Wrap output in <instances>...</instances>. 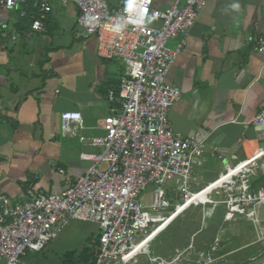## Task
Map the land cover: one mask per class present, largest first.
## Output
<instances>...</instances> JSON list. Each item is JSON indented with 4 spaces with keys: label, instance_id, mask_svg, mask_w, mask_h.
Listing matches in <instances>:
<instances>
[{
    "label": "built area",
    "instance_id": "obj_1",
    "mask_svg": "<svg viewBox=\"0 0 264 264\" xmlns=\"http://www.w3.org/2000/svg\"><path fill=\"white\" fill-rule=\"evenodd\" d=\"M154 1L131 0L110 11L106 0H0V28H5L12 12L23 16V6L31 3L30 31L39 35L46 33L52 2L72 4L77 10L76 35L94 38L98 57L120 62L125 70L118 94L110 100L113 106L104 136H84L80 112L60 114L62 139L74 138L97 150L80 155V160L90 163L84 175L68 181L61 192H44L30 184L21 201L1 198L0 264H21L27 253L42 252L74 220L95 224L100 231L94 264H135L143 246L190 210L204 211L202 228L208 229L213 219L221 217L227 224L248 223L263 236L264 191L251 187L259 159L251 156L235 166L225 162L223 172L194 194L190 181L204 166L203 141L179 136L168 118L181 90L168 85L166 78L206 0H175L166 11L154 8ZM175 38H180L179 43L169 49L167 42ZM258 46L264 49V37ZM253 124L264 126V110L255 115ZM169 184L178 201L169 198ZM149 187L147 203L142 196ZM221 241L217 234L200 249L192 236L187 248L176 251L170 261L148 259L160 264H220L226 256L220 254Z\"/></svg>",
    "mask_w": 264,
    "mask_h": 264
},
{
    "label": "crops",
    "instance_id": "obj_2",
    "mask_svg": "<svg viewBox=\"0 0 264 264\" xmlns=\"http://www.w3.org/2000/svg\"><path fill=\"white\" fill-rule=\"evenodd\" d=\"M106 1L115 11L131 0ZM174 2L155 0L153 6L166 11ZM76 16L72 4L52 2L45 34L31 33L17 11L0 28V200L21 201L30 183L44 192H61L89 168L80 155L97 150L60 137L62 112L81 113L84 136L106 134L110 100L118 94L124 65L101 60L96 40L76 35ZM29 32L30 38L25 37ZM262 37L264 0H206L167 75V84L181 90L180 101L168 115L171 128L181 137L197 136L205 148L203 169L190 181L194 194L223 172L225 162L240 165L251 156L261 165L251 187L264 191V126L253 124L264 110V49L258 46ZM179 39L169 40L167 47L174 49ZM172 187L168 185V196L178 201L170 193ZM191 212L188 218L200 212L199 228L192 233L196 241L209 231L215 234L208 243L221 236L220 223L227 224L221 217L207 230L202 228L204 211ZM191 237L170 249H186ZM205 244L198 241L197 247L205 249Z\"/></svg>",
    "mask_w": 264,
    "mask_h": 264
},
{
    "label": "rangeland",
    "instance_id": "obj_3",
    "mask_svg": "<svg viewBox=\"0 0 264 264\" xmlns=\"http://www.w3.org/2000/svg\"><path fill=\"white\" fill-rule=\"evenodd\" d=\"M151 190L152 188L149 187L143 194L142 199L144 202H149ZM191 211L193 210L187 211L185 216L190 217L192 215ZM199 215L200 212L196 213L193 217L186 219L184 225H182L180 236L185 242L199 228ZM261 215L264 219V207ZM158 226H160V223L154 228ZM219 228L222 229L221 236L223 240V251L220 254L226 255L220 264H264V234L261 236L259 230L244 222L226 225L220 223ZM214 234L213 231H209L208 234L201 233L198 235L197 239L199 240L196 242L202 241L203 243L205 239L211 238ZM99 235L100 231L97 225L77 220L71 221L58 236L49 242L42 252L27 253L26 256L22 257L21 264H72L73 259L71 257H68L66 261H63L64 258L67 255L73 256L75 252L79 253L84 247H90L91 242ZM164 238L165 234L159 233L148 245L143 246L138 252L135 264H160V261L152 263L148 259L157 257L160 260L167 259L170 261L176 254L174 250L167 249L166 252L170 251V254L165 256L166 252L161 249L160 242ZM185 246L187 247V245ZM184 250L185 248L179 249L180 252Z\"/></svg>",
    "mask_w": 264,
    "mask_h": 264
},
{
    "label": "trees",
    "instance_id": "obj_4",
    "mask_svg": "<svg viewBox=\"0 0 264 264\" xmlns=\"http://www.w3.org/2000/svg\"><path fill=\"white\" fill-rule=\"evenodd\" d=\"M23 11L25 14L23 15V20L27 21L28 24H31V19L34 15V10L32 8L31 3L27 4L26 6H23ZM31 184V183H30ZM218 218V217H217ZM188 219L187 216H184V218L178 219L174 224L169 227L165 232L162 234H165V238L160 241L161 242V249L166 252V250H171L170 248L175 245L176 242L180 244H184L185 240H182L180 233L182 225H184L185 220ZM215 222V219L211 221L210 226L208 229L214 228L212 224ZM207 229V230H208ZM209 239V238H208ZM164 242V243H163ZM205 242H208L207 239H205ZM97 244V238L91 242L90 247H84L79 253L75 252L73 256L67 255L63 260L66 261L68 257H71L73 259L72 264H94V249ZM167 246V247H166ZM175 247V246H174Z\"/></svg>",
    "mask_w": 264,
    "mask_h": 264
},
{
    "label": "clouds",
    "instance_id": "obj_5",
    "mask_svg": "<svg viewBox=\"0 0 264 264\" xmlns=\"http://www.w3.org/2000/svg\"><path fill=\"white\" fill-rule=\"evenodd\" d=\"M233 7H236V8H238V7H239V5H233Z\"/></svg>",
    "mask_w": 264,
    "mask_h": 264
}]
</instances>
